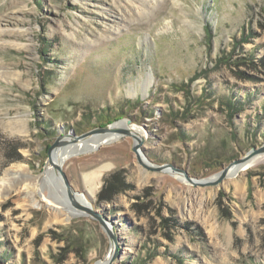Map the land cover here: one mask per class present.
Returning <instances> with one entry per match:
<instances>
[{
	"label": "rangeland",
	"instance_id": "1",
	"mask_svg": "<svg viewBox=\"0 0 264 264\" xmlns=\"http://www.w3.org/2000/svg\"><path fill=\"white\" fill-rule=\"evenodd\" d=\"M120 118L147 136L149 162L195 178L263 145L264 0H0V180L41 176L58 136ZM134 144L116 136L63 166L113 222V264H264V161L196 186L146 169ZM25 183L0 194V264L106 259L98 221L32 202Z\"/></svg>",
	"mask_w": 264,
	"mask_h": 264
},
{
	"label": "water",
	"instance_id": "2",
	"mask_svg": "<svg viewBox=\"0 0 264 264\" xmlns=\"http://www.w3.org/2000/svg\"><path fill=\"white\" fill-rule=\"evenodd\" d=\"M126 119H127V124L129 126L133 125L132 119L130 118H126ZM122 120H124V118H120L113 122H109L104 125L97 126L81 134H76L74 131H72V132L58 136L50 148L49 160L47 163V165L50 163L51 165L54 166L56 172L59 175V186H60V183H62V185L60 186L61 190L63 189L62 194L64 195V197L68 198V200L71 202V205L77 211V215L88 216L98 221L100 226L104 230V232L109 237L110 251L106 257L107 260L105 264H113L119 254V240L120 239L114 227V224L110 219L107 218L106 215L97 211L93 207L92 203L86 197L85 192L77 191L73 187L68 175L63 169L65 159L54 160V157H53V153L58 148H63L71 138L73 142L77 143L80 141L88 140L96 135L105 136L108 134L116 133V134H119V136L121 137L131 136L135 140L133 150L137 155L138 162L142 166H144L146 169L153 170L156 172H163V173H168L171 175L183 176L187 182L193 185H196V186H216L220 184L225 178L229 177L233 172L232 170H234L237 166L240 167L248 163L254 157L264 154V144L259 147H253L247 153H245L242 157L233 160L229 165L223 168L215 176H212L209 178L208 177L207 178H195V177L190 176L186 170L180 167H177L173 164L166 163L162 165H157V164H153L149 162L147 158L144 156L143 149H142V145L145 142L147 136L146 135L144 136V134L142 133L134 132L133 130L130 129L129 126L127 127L117 126L116 123ZM108 142L109 141H102L100 145L96 147L95 149L99 148L102 144H105ZM78 196H82L84 198V201L86 200L87 202L85 203L80 198H78Z\"/></svg>",
	"mask_w": 264,
	"mask_h": 264
},
{
	"label": "bare ground",
	"instance_id": "3",
	"mask_svg": "<svg viewBox=\"0 0 264 264\" xmlns=\"http://www.w3.org/2000/svg\"><path fill=\"white\" fill-rule=\"evenodd\" d=\"M147 83V81H145V84ZM147 86V85H145ZM146 92V91H144ZM117 126H123V127H127L129 126L127 124V119H124L120 122L116 123ZM131 130H133L134 132H138V133H142V129L136 125H130L129 126ZM116 136H118L119 138V134L113 133V134H108L105 136L102 135H96L93 136L92 138L85 140V141H80L77 143H72L70 145H67L63 148H58L54 153H53V157L54 160H61V159H65V161L75 152H79L78 150H85V148H93V147H97L98 144H100L102 141H111L113 138H115ZM72 139H70L69 141H71ZM73 142V141H72ZM264 161V154L259 155L254 157L253 159H251L248 163L240 166V167H236L234 170H232L233 174H239L242 171H245L248 168H251L253 166L258 165L260 162ZM240 168V169H239ZM215 176V175H214ZM24 178L26 183L24 184V190H25V195L31 199L32 202H34V193L37 192L42 199L48 201L50 204H53L55 206H58L60 208H62L65 211V214L67 215V218L70 219L71 215L72 216H76L77 215V211L74 209V207L71 205V202L68 200V198L64 197V195L62 194V190L60 188V186L62 185V183H60L59 186V175L56 172L55 168L53 165H51L50 163L47 166V169L45 170L44 173H42V175L40 176H36L32 173H30L28 171L27 168L21 167L19 169H9L6 171L5 175L1 178L0 180V194L2 193V191L4 189H10V187L13 185V183L15 182V180H17V178ZM19 182V181H18ZM23 183V182H22ZM44 190H48V195L45 196ZM59 193L60 196L62 197V200H59L55 202V200L53 199L55 197V195ZM49 196V197H48ZM49 198H52L51 201ZM78 198H80L82 201H84V198L82 196H78ZM54 202V203H52ZM85 203L87 202L86 200L84 201ZM107 258L103 261H100L98 264H105Z\"/></svg>",
	"mask_w": 264,
	"mask_h": 264
},
{
	"label": "trees",
	"instance_id": "4",
	"mask_svg": "<svg viewBox=\"0 0 264 264\" xmlns=\"http://www.w3.org/2000/svg\"><path fill=\"white\" fill-rule=\"evenodd\" d=\"M232 105H233V103H232ZM117 176H118V175L115 176V174H114V175H112V176H109V177H106V178H105V180H104V187H103V190H102V192H100V193L98 194L100 200H105V199L108 198V197H106V195L103 193V191L107 190V189L109 188V186H112V185L114 186V183L112 182V179L115 178V177H117ZM119 184H121V185L124 186V187L128 186V185L126 184L124 178L121 179V181L119 182ZM121 188H122V187H121ZM121 188H120V189H121ZM122 190H123V189H122ZM105 192H106V191H105Z\"/></svg>",
	"mask_w": 264,
	"mask_h": 264
}]
</instances>
